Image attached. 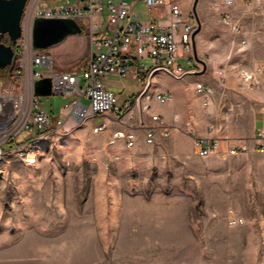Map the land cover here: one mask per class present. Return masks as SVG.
I'll return each mask as SVG.
<instances>
[{
    "label": "rangeland",
    "instance_id": "rangeland-1",
    "mask_svg": "<svg viewBox=\"0 0 264 264\" xmlns=\"http://www.w3.org/2000/svg\"><path fill=\"white\" fill-rule=\"evenodd\" d=\"M134 12L142 21L148 19L141 2ZM261 17V22L243 27L257 38H248L241 52L230 51L231 36L221 22L223 61L179 81L159 72L149 92L152 87L171 93L181 87L189 91L201 77L213 80L219 98L214 71L225 66L226 104L234 107L226 119V134L247 140L244 135L253 113L264 110V74L261 89L245 90L238 71L264 64ZM83 26L82 34L85 21ZM82 34L59 43V57L53 54L56 70L76 71L83 64L77 61L84 49ZM123 83L124 96L135 97L140 90L136 82L127 78ZM109 85L118 90L115 82ZM172 97L154 110L164 108L165 124L175 131L156 142L148 167H115L114 158L102 149L108 141L94 136L87 121L38 136L22 158L9 159L6 168L5 164L0 168V264H264V154L250 151L221 159L200 158L193 152L180 157L171 142L179 129L173 114L177 101ZM67 100L40 97V105L55 119ZM82 102L87 104L85 99ZM236 115L240 116L237 125ZM100 122L95 118L92 124ZM26 140L31 138L24 132L17 138ZM232 216L240 222L230 225Z\"/></svg>",
    "mask_w": 264,
    "mask_h": 264
},
{
    "label": "built area",
    "instance_id": "built-area-1",
    "mask_svg": "<svg viewBox=\"0 0 264 264\" xmlns=\"http://www.w3.org/2000/svg\"><path fill=\"white\" fill-rule=\"evenodd\" d=\"M141 2L150 19L142 21L133 12L134 6ZM261 0H246L245 9L239 17L229 13L222 15V22L227 27L231 40L230 51L241 52L248 44L236 43V32L244 31L243 16L254 15ZM224 6H232L234 0H222ZM168 9L167 24L159 25L153 18L155 11ZM36 18L71 19L84 30L89 48L85 61L78 70H56L53 57L45 50H35L30 45V31ZM21 37L13 47L15 61L0 70V157H4L5 168L11 156H17L26 148L29 140L18 142L21 133L27 138L36 139L38 133L47 131H67L68 126L83 124L96 116H117L122 109H129V102L122 108L117 105L118 96L108 89L107 78H132L138 85L143 82L146 69H154L176 78L197 75L205 68L194 60L193 35L196 21L192 14L184 16L180 8L168 0H27L22 21ZM245 35V33H244ZM8 43V38L3 40ZM44 68V70H41ZM238 72L240 87L245 90L261 89V76L264 64L253 66V78H244ZM215 82L220 88L219 98L214 87L203 82L195 84V91L202 106L212 108V118L203 130L190 122L185 123V130L191 136L197 157L217 156L221 159L242 155L250 151L264 154V131H258L249 139L229 137L226 134V119L233 113V105L226 104L228 94V75L225 66L215 71ZM50 79L51 93L67 98L60 109V116L52 118L41 107L40 97L34 95V83L41 79ZM87 101V104L82 102ZM172 94L158 91L155 102L166 105L172 101ZM134 103L144 111L143 98L134 97ZM153 125H140L145 132L147 144L154 142L155 133L167 138L171 128L163 117L151 114ZM106 125L92 127L91 133L98 134ZM175 129V128H174ZM35 134V137H33ZM135 134L122 130L114 131L109 144L125 140L128 147L135 142ZM250 141V144L247 142ZM240 219L229 218L230 225H236Z\"/></svg>",
    "mask_w": 264,
    "mask_h": 264
},
{
    "label": "crops",
    "instance_id": "crops-1",
    "mask_svg": "<svg viewBox=\"0 0 264 264\" xmlns=\"http://www.w3.org/2000/svg\"><path fill=\"white\" fill-rule=\"evenodd\" d=\"M168 1L176 4L180 8L184 16L188 14H192L191 9H192V4L194 0H168ZM221 1L222 0H198L196 4V8H195L197 18L200 22V30L198 31V33L194 35L193 44H194L197 57L200 60H202L205 64V71L215 68L219 62L225 59V56H224L225 49L222 50V52H220L219 50L220 49L219 47L222 46V42H223V39L221 37V31L224 30V28L221 25L222 15L227 12L230 15H232V17H239L245 9L246 0H234V4L229 7L222 5ZM133 12H134V8H133ZM263 15H264V0H261V2L255 8L254 15L243 16L242 26L246 28V23L248 22H254L255 24L261 22L262 20L261 16ZM153 17H154L153 19L159 25L167 24L168 9L165 8L161 11H155L153 13ZM148 19H150L149 14H148ZM253 33L254 32L251 33L248 30H245V32L240 31L239 33L236 34V43H242V41L245 42V36L247 38H250L252 36L257 38V35ZM81 36H83L84 38L83 40L84 49L78 54L79 56L77 57L79 60L77 61L84 62L85 57L88 52L87 37H86V33L82 34ZM225 39L228 41L229 37L225 36ZM60 44H57L56 46L51 47L49 49L48 53L52 57H53V54L58 55L57 54L58 48H59L58 46ZM225 46L228 47L227 44ZM64 67L67 68L68 66H64ZM61 70H65V68ZM247 70H251V69H244V71H247ZM238 72H243V68H240ZM208 73L210 74V72ZM153 77H152V80H153ZM173 78H175L177 81L182 79V78L179 79L176 77H173ZM126 79L127 78L119 80V79L110 77L106 79L105 83L109 90L117 94L118 96L117 105L120 108H122L126 102H129V109H125V108L122 109L120 114L114 117L109 114L103 115V116H96L92 119H89L87 123L88 124L90 123V129L92 127L101 126L103 124L106 125V129L103 132L98 133V134H93L94 136H98L99 139H102L104 141H108L112 133L117 130L134 133L136 138H135L134 145L132 147H128L126 145L125 140H119V141H116L113 145L107 143L106 145L107 147H103L102 149L107 152L108 156H112L114 158L115 167L124 166V168H130V169L134 166H147L148 167L150 166V164H152L151 162L152 158L150 157V154L152 150L154 149L156 142H158L159 140H165V139H163V137H161L160 134L157 132L155 133L154 142L152 144H147L145 141V132L144 130L142 131L140 129V126H141L140 122L145 123V125L154 126L149 116L151 114H158L162 117L163 116L162 112H164V108H162V110L160 111L154 110L155 105L160 106L159 104L157 105V103L155 102V93L158 91H164V92H168V91L163 90V89L158 90L156 87H152L151 91L149 92L151 84H152V80H151V84L147 90L146 96L143 97L144 111L141 112L140 106L134 103V97L124 96L125 86L123 82ZM109 82H113V83L115 82V84H118L119 85L118 90L117 91L112 90L110 88ZM197 82H203L208 85L213 84V80L210 81L208 78L203 79L199 77L194 80L189 91L186 88L181 87L178 89L179 91L176 93L169 92L174 95L175 100L177 101L175 104V109H174L173 114H174V120H176V122L175 121L174 122L179 127L176 133H174L173 136L171 137V142H173L174 144V147L172 149H174L180 157L187 156L189 155V153L194 152L192 138L186 132V130L182 127V124L186 121H189L197 128L203 130L204 128L203 125L206 122H208L211 117L210 115L211 108H205L202 106L200 97H198L195 91V84ZM120 83H123V84L121 85ZM162 106H165V105H162ZM132 114L137 116V119H138L137 121L133 120L135 116L132 117ZM95 118L101 119L100 124H92ZM239 121H240V116L236 115L235 124L237 125ZM174 131H172L169 134V136H171V134ZM258 131H264V110H261V109H257L253 113L250 130L244 136H246V138L248 137L247 139H249L255 136V134Z\"/></svg>",
    "mask_w": 264,
    "mask_h": 264
},
{
    "label": "water",
    "instance_id": "water-1",
    "mask_svg": "<svg viewBox=\"0 0 264 264\" xmlns=\"http://www.w3.org/2000/svg\"><path fill=\"white\" fill-rule=\"evenodd\" d=\"M194 0L191 13L196 21L194 35L200 30V22L196 15V4ZM27 0H0V70L10 66L16 59L13 45L21 37V21ZM82 29L71 19H34L30 31V45L35 50H46L53 47L69 36L79 35ZM194 35L192 41L194 40ZM8 38V43L3 40ZM194 42V41H193ZM194 60L205 64L197 55L193 44ZM204 73V70L201 74ZM34 95L38 97L51 96L50 79H41L34 83Z\"/></svg>",
    "mask_w": 264,
    "mask_h": 264
},
{
    "label": "bare ground",
    "instance_id": "bare-ground-1",
    "mask_svg": "<svg viewBox=\"0 0 264 264\" xmlns=\"http://www.w3.org/2000/svg\"><path fill=\"white\" fill-rule=\"evenodd\" d=\"M239 32L240 31H237L236 34ZM242 43H244V41H242ZM154 74H155L154 69H146V72L143 73V82H141L139 84L140 90H139L138 94L136 95V98H143L146 96L147 90L151 84V80H152V77L154 76ZM173 77H175V76H173ZM244 78H253V69L244 71ZM76 125H80V124H76ZM57 132H60V131H56V133ZM32 140H34V139L29 140V142L26 144V148L28 147L29 143ZM26 148H24L23 151H19L17 156H11V158H22L25 155ZM11 158H9V159H11ZM4 164H5L4 157H0V168Z\"/></svg>",
    "mask_w": 264,
    "mask_h": 264
},
{
    "label": "trees",
    "instance_id": "trees-1",
    "mask_svg": "<svg viewBox=\"0 0 264 264\" xmlns=\"http://www.w3.org/2000/svg\"><path fill=\"white\" fill-rule=\"evenodd\" d=\"M15 45H13V47H14ZM47 131H44V132H42V133H38L37 135L38 136H42V135H44L45 133H46Z\"/></svg>",
    "mask_w": 264,
    "mask_h": 264
},
{
    "label": "flooded vegetation",
    "instance_id": "flooded-vegetation-1",
    "mask_svg": "<svg viewBox=\"0 0 264 264\" xmlns=\"http://www.w3.org/2000/svg\"><path fill=\"white\" fill-rule=\"evenodd\" d=\"M5 40V39H4Z\"/></svg>",
    "mask_w": 264,
    "mask_h": 264
}]
</instances>
